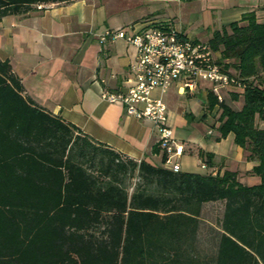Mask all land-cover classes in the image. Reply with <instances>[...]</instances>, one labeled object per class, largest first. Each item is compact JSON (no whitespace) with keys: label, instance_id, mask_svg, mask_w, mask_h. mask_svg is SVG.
Returning a JSON list of instances; mask_svg holds the SVG:
<instances>
[{"label":"trees","instance_id":"obj_1","mask_svg":"<svg viewBox=\"0 0 264 264\" xmlns=\"http://www.w3.org/2000/svg\"><path fill=\"white\" fill-rule=\"evenodd\" d=\"M56 1L70 0H0V19ZM207 42L243 101L234 108L209 91L206 108L219 110L217 139L232 132L257 158V184L227 169L174 171L158 144L159 164L126 156L24 96L0 59V264H264V22L247 12ZM211 201L223 212L207 257L197 241Z\"/></svg>","mask_w":264,"mask_h":264},{"label":"crops","instance_id":"obj_2","mask_svg":"<svg viewBox=\"0 0 264 264\" xmlns=\"http://www.w3.org/2000/svg\"><path fill=\"white\" fill-rule=\"evenodd\" d=\"M168 1H174L172 10H168ZM47 4H36L24 15L12 13L0 19V59L8 60L21 80L22 94L93 139L154 164L161 163L162 151H153L158 133L151 121L126 113L100 95L103 87H128L136 47L123 38L101 42L99 36L107 28L130 32L165 23L190 38L207 41L212 30L240 20L247 12L264 22V0H70ZM198 86L196 92H181L175 82L166 92L159 88L152 91L168 106L176 142L182 146L181 154L174 156L180 170L215 174L227 169L235 171L243 184L259 183V175L251 172L257 158L247 156L249 152L235 143L232 132L217 139L219 132L210 126L208 117L219 114L217 108L203 110L212 83L203 78ZM230 91L238 94L234 99L243 101L241 87H220L226 103L231 105L227 102ZM181 95L188 100L196 98L198 112L186 103L181 105L177 99ZM200 148L213 157L201 159ZM214 202H205L202 211L205 204Z\"/></svg>","mask_w":264,"mask_h":264},{"label":"built area","instance_id":"obj_3","mask_svg":"<svg viewBox=\"0 0 264 264\" xmlns=\"http://www.w3.org/2000/svg\"><path fill=\"white\" fill-rule=\"evenodd\" d=\"M40 5L48 6L47 3ZM109 38H123L134 45L136 58L130 64L128 87L124 90L103 87L101 98L119 104L128 114L151 121L158 133L157 144L166 153L164 166L180 170L174 156L181 154L182 146L176 142L168 106L161 96H153L152 91L159 88L166 92L177 82L181 92H196L199 82L205 78L212 83V91L222 101L220 87L236 84L242 88V84L217 63L216 53L207 41L190 38L171 24H151L130 32L107 28L99 36L101 42Z\"/></svg>","mask_w":264,"mask_h":264},{"label":"rangeland","instance_id":"obj_4","mask_svg":"<svg viewBox=\"0 0 264 264\" xmlns=\"http://www.w3.org/2000/svg\"><path fill=\"white\" fill-rule=\"evenodd\" d=\"M168 10H172L174 8V1H168ZM172 21V20H171ZM204 41V39H200ZM217 56H219V53H216ZM264 85V83H262ZM231 88L238 89L236 84L230 85ZM233 93L232 91L229 92L227 96V102H229L232 107L240 108L242 106V100L241 99H234L233 98ZM221 95H223L221 93ZM225 98V96H224ZM177 99L181 102V105L187 104L190 105L195 112H198V107L196 105L197 99H186V97L183 95L178 96ZM196 99V100H195ZM231 100V102H230ZM206 104H203V107H205ZM203 108V110H205ZM210 126L214 129H216V125L218 124V114L215 112L214 114L211 113V116L208 117ZM137 180L136 177L132 179V182L134 183ZM132 189V187L130 188ZM223 212V202L222 201H217L214 203H208L205 204L204 209L202 211V217L204 218L201 221L200 225V231H199V236H198V241H197V249L201 254H206L207 257H211L215 254L216 250V239L218 236V230L217 226L219 224L220 218L222 216Z\"/></svg>","mask_w":264,"mask_h":264}]
</instances>
